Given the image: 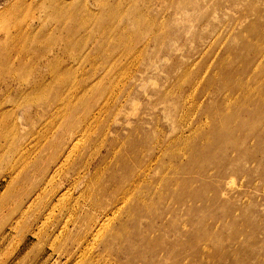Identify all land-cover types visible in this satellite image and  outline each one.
<instances>
[{"label":"rangeland","instance_id":"obj_1","mask_svg":"<svg viewBox=\"0 0 264 264\" xmlns=\"http://www.w3.org/2000/svg\"><path fill=\"white\" fill-rule=\"evenodd\" d=\"M0 147V264H264V0H0Z\"/></svg>","mask_w":264,"mask_h":264},{"label":"bare ground","instance_id":"obj_2","mask_svg":"<svg viewBox=\"0 0 264 264\" xmlns=\"http://www.w3.org/2000/svg\"><path fill=\"white\" fill-rule=\"evenodd\" d=\"M210 45V44H209ZM61 82L62 83H60L59 84V86H61V84H62V86H64V87H72V85H73V82H72V85H70V86H68L66 83H65V80H61ZM55 83V82H54ZM75 83V82H74ZM65 84V85H64ZM36 85V84H35ZM50 85V84H49ZM43 86H45V85H43ZM74 86V88H75V85H73ZM36 87V86H35ZM34 87V89H37L38 87H40V86H38V87H36L35 88ZM32 88V87H31ZM30 88V89H31ZM46 88V87H45ZM73 88V89H74ZM77 88V87H76ZM76 88H75V91H76ZM69 90H70V94H72L71 93V88H69ZM69 90H67V91H69ZM73 91V90H72ZM74 91V92H75ZM82 92H83V90H82ZM26 94V93H25ZM24 94V95H25ZM75 94V93H74ZM129 94H130V92H129ZM62 93H61V95H59L58 94V96L56 95L55 97L58 99V101H59V104L57 103L56 105H55V103H54V100L50 103V105H48L49 106V108L50 109H54V107H56L58 110H62V109H64V108H66V106H68V105H70L71 104V100L69 101V99L73 96H67L66 98H63L62 97ZM76 95L77 94H75V96H74V98L76 97ZM76 99H77V97H76ZM79 99V98H78ZM79 100H81V99H79ZM73 101L74 102H72V103H74V104H71L73 107L75 106V100L73 99ZM76 103H77V100H76ZM85 110L83 111V113H82V115H80V116H74V118H71L72 119V121H70V123H68V124H63V126H62V133H61V139L64 137V136H68V142H67V147H63L62 146V144H63V142L64 141H61V139H58V144H59V149H57V151L56 152H53L51 155H50V157H51V167L52 168H50L51 170H53V173H57V172H59L60 170H62V168L63 167H65V165H67V163H69L70 161H71V159H72V157H75L77 154H75L74 153V150L75 149H73V147H71L70 145H71V142L73 141V138L75 137V135H77L78 133H80V132H84V131H86V128L88 129V127H89V124H92V122L94 121V116L97 114V111H100V109L97 107V108H93V107H90V104L89 103H87V106L84 108ZM99 109V110H98ZM102 109V108H101ZM62 115V114H61ZM65 115V114H64ZM99 116V115H98ZM97 116V117H98ZM64 117V116H63ZM101 120V119H100ZM106 122V121H105ZM94 123V122H93ZM95 125H96V123H94ZM11 126V125H10ZM60 126V125H59ZM92 127V126H91ZM90 127V128H91ZM110 127V126H109ZM109 129V128H108ZM5 130H6V128H5ZM90 130V129H89ZM6 132H8V131H6ZM82 132V133H83ZM104 132H106V131H104ZM84 133H86V132H84ZM5 137H6V135H4ZM78 136V135H77ZM109 137H110V135H109ZM78 138H80L79 136H78ZM7 139V138H6ZM12 139H13V137H12ZM82 139H83V137H82ZM103 139V138H102ZM11 141V140H10ZM82 141V140H81ZM80 141V142H81ZM103 141V140H102ZM12 142V141H11ZM101 144H103V142H101ZM8 146L10 147V144L8 143ZM62 146V147H61ZM1 148V147H0ZM2 148H3V146H2ZM80 149H81V147H80ZM68 150V151H67ZM99 150H101V149H99ZM80 151V150H79ZM78 151V152H79ZM112 151V150H111ZM23 153V152H22ZM26 153V152H25ZM21 154V153H20ZM19 154V155H20ZM113 154V153H112ZM23 155V154H22ZM26 155H27V153H26ZM84 155L85 154H82L81 156L79 155V157H78V162L77 161H74V163L72 164V167H71V169H70V173H73L74 175H79L80 173H82L83 174V172H87V170L89 169V165L85 162L84 163V159H83V157H84ZM25 156V155H24ZM49 157V158H50ZM159 158V157H158ZM24 159V158H23ZM94 160V159H93ZM152 161V160H151ZM21 162V161H20ZM24 162V161H23ZM156 162V161H155ZM22 166V165H21ZM20 166V164H19V167H21ZM49 167V166H48ZM152 168V167H151ZM49 169V170H50ZM150 169V168H149ZM148 169V170H149ZM170 169V168H169ZM143 171V170H142ZM52 172V171H51ZM67 173V172H66ZM98 173V172H97ZM96 173V174H97ZM64 174V173H63ZM150 174V173H149ZM45 172L43 173V175H42V179H44L43 177H45ZM52 176V175H51ZM83 176V175H82ZM47 177V176H46ZM146 178H148L147 177V174H146V176H145ZM67 178V177H66ZM136 179V178H135ZM51 180V179H50ZM90 180V179H89ZM98 180V179H97ZM138 180V179H137ZM143 180V179H142ZM77 181V180H76ZM147 181V180H146ZM143 182V181H142ZM132 183V182H131ZM144 183V182H143ZM147 183V182H146ZM76 184V183H75ZM148 184V183H147ZM148 185H150V184H148ZM138 187V186H137ZM137 187H135V188H137ZM85 189V188H84ZM84 191V190H83ZM87 194V193H86ZM90 194V193H89ZM52 195V194H51ZM58 195V194H57ZM132 195H133V193H132ZM36 197L33 199V200H30L27 204H28V209H31L32 208V206H34L35 204H39V202L41 201V198H40V193L38 192V194L37 195H35ZM55 196V195H54ZM54 196H53V198H54ZM85 196V195H84ZM134 196V195H133ZM33 197V196H32ZM60 197V196H59ZM56 198V197H55ZM123 198V197H122ZM137 198V197H136ZM49 199H52V198H49ZM84 199V198H83ZM139 199V198H138ZM54 200V199H53ZM52 201V200H51ZM50 201V202H51ZM119 201H122V200H119ZM125 201V200H124ZM137 201V200H136ZM140 202V201H139ZM40 203H48L47 201H44V202H40ZM52 203V202H51ZM98 203V202H97ZM144 203V202H143ZM145 204H146V202H145ZM144 204V205H145ZM89 205V204H88ZM117 205H119V204H117ZM150 205H152V203L150 204ZM114 206H115V204H114ZM113 206V209L115 208ZM31 207V208H30ZM40 207V206H39ZM84 209V208H83ZM112 209V210H113ZM146 209V208H145ZM26 210V209H25ZM91 210V209H90ZM94 211H96V210H94ZM148 211V210H147ZM24 212H26V211H24ZM38 212V211H37ZM42 211H40V213H41ZM115 212V211H114ZM113 212V213H114ZM127 212L129 213V211H126V214H127ZM116 213V212H115ZM21 214V213H20ZM106 214V213H105ZM108 214V213H107ZM125 214V215H126ZM26 215V214H25ZM37 215H39V218H40V214H37ZM99 215V214H98ZM101 215V214H100ZM23 216V215H22ZM92 216H94V215H92ZM103 216H105V215H103ZM21 217V216H20ZM112 217V216H111ZM117 217V216H116ZM22 218H24V217H22ZM92 218V217H91ZM104 218V217H103ZM132 218V217H131ZM87 219H89V218H87ZM98 219V218H97ZM21 220V219H20ZM38 219H36V221H37ZM100 220V219H99ZM98 220V221H99ZM114 221V220H113ZM88 222H90V221H88ZM104 222V221H103ZM75 223V222H74ZM92 223V222H91ZM96 224H97V222H95ZM88 225V224H87ZM91 225V224H90ZM89 225V226H90ZM111 225V224H110ZM92 226H93V224H92ZM92 226H91V228H92ZM99 226V225H98ZM66 227V226H65ZM70 229V228H69ZM97 229V228H96ZM102 229V228H101ZM85 230V229H84ZM105 230H107V228L105 229ZM92 232V231H91ZM97 232H98V230H97ZM94 233V232H93ZM124 233V232H123ZM86 234V233H85ZM90 234V233H89ZM88 233H87V235H89ZM92 234V233H91ZM96 234V233H95ZM105 234V233H104ZM114 234V233H113ZM102 236V235H101ZM105 236V235H104ZM114 236H116V234L114 235ZM89 237V236H88ZM87 237V238H88ZM91 237V236H90ZM117 237V236H116ZM101 238V237H100ZM103 238V237H102ZM86 239V238H85ZM99 239V238H98ZM120 240V239H119ZM99 241V240H98ZM94 242V241H93ZM96 242V241H95ZM94 242V243H95ZM95 244H97V243H95ZM107 261V260H106Z\"/></svg>","mask_w":264,"mask_h":264}]
</instances>
